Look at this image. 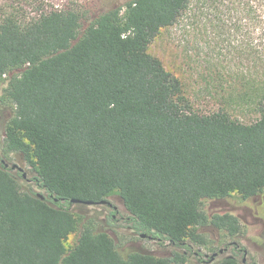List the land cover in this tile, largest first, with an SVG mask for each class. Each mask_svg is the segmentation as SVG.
<instances>
[{"label":"trees","instance_id":"trees-1","mask_svg":"<svg viewBox=\"0 0 264 264\" xmlns=\"http://www.w3.org/2000/svg\"><path fill=\"white\" fill-rule=\"evenodd\" d=\"M192 0H130L83 28L74 8L25 16L0 7L3 154L19 153L36 170L43 200L23 191L0 158V264H174L185 255L134 251L123 257L114 239L79 221L69 200L118 194L128 229L159 243L204 245L202 228L241 232L231 213L207 215L206 199L264 192V94L260 117L245 123L228 110L202 113L181 81L148 47ZM53 195V196H51ZM58 198L55 201L54 198ZM64 198L65 201H61ZM109 218H113L108 213ZM234 254L217 264H240Z\"/></svg>","mask_w":264,"mask_h":264},{"label":"rangeland","instance_id":"rangeland-1","mask_svg":"<svg viewBox=\"0 0 264 264\" xmlns=\"http://www.w3.org/2000/svg\"><path fill=\"white\" fill-rule=\"evenodd\" d=\"M129 1L0 0V7H19L25 16L30 17L52 8H74L81 13L85 28L97 15L123 7ZM148 52L158 57L164 67L181 81L184 95L195 110L210 113L225 109L245 123L260 117L253 101L264 94V0H192L172 26L159 31ZM19 73V70L14 71L0 79V97L10 77ZM12 107L0 99V158L10 164L17 163L27 172L31 181L24 179L19 171L12 170L19 177L23 191L45 194V189L34 178L36 170L33 165L19 153L3 154L5 125L13 114ZM107 200L118 208V212L107 204L70 205L78 218L79 229L66 240L68 247L76 243L83 224L93 221L95 229L107 232L114 239L123 257L140 251L174 260L178 253L184 254L185 260L174 261V264H217L222 257L234 254V247L239 246L243 248L237 254L240 264H264V192L246 200L235 193L227 198L204 200L202 208L209 216L226 212L237 216L241 232L230 236L226 231L204 227L202 233L206 244L190 243L189 250L134 234L127 227L130 213L121 197L113 194ZM108 213L115 216L109 218ZM225 247L228 249L223 254L211 260L214 252Z\"/></svg>","mask_w":264,"mask_h":264},{"label":"water","instance_id":"water-1","mask_svg":"<svg viewBox=\"0 0 264 264\" xmlns=\"http://www.w3.org/2000/svg\"><path fill=\"white\" fill-rule=\"evenodd\" d=\"M2 163L4 164V166L6 168H11L12 170H17L21 173V176L24 178V179H27L28 181H31L30 178H28V174L27 172L24 170V168L20 165H18L17 163H13V164H10L9 162H7L5 159H1ZM37 196L41 199H45L46 198V193L43 194L41 192H37L36 193ZM53 196V195H51ZM55 201H58V198H54ZM61 201H65L64 198H61ZM69 202L72 204V203H82V204H87V205H103V204H109L112 206V204L107 200V199H103V200H100V201H92V200H82V199H76V198H73L71 200H69ZM115 207V206H114ZM140 237L142 238H149V239H154V237L152 235H148L146 232H143L140 234ZM228 248L225 247V248H220L219 251H216L214 252L212 255H211V260L215 259V257H217L218 255L220 254H223ZM246 260V257H244L243 261Z\"/></svg>","mask_w":264,"mask_h":264},{"label":"flooded vegetation","instance_id":"flooded-vegetation-1","mask_svg":"<svg viewBox=\"0 0 264 264\" xmlns=\"http://www.w3.org/2000/svg\"><path fill=\"white\" fill-rule=\"evenodd\" d=\"M107 205H108V207H109L110 209H113V210H115V211L118 212V208L113 207V206H111V205H109V204H107ZM113 216H115V215H113ZM237 249H240L241 251H243V248H239V246H237ZM234 252H235V251H234ZM239 252H240V251H239ZM244 253L247 254V250H244Z\"/></svg>","mask_w":264,"mask_h":264}]
</instances>
